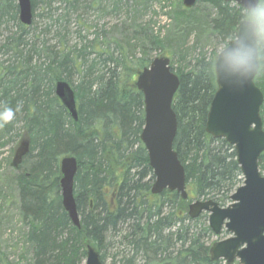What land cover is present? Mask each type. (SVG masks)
<instances>
[{"label":"trees","instance_id":"1","mask_svg":"<svg viewBox=\"0 0 264 264\" xmlns=\"http://www.w3.org/2000/svg\"><path fill=\"white\" fill-rule=\"evenodd\" d=\"M45 1L64 4L53 21L59 39L55 46L32 30L41 16L35 13L36 0H32L30 26L20 22L15 0H0V28L10 22L17 28L0 48L13 60L0 63V112L6 107L14 111L13 119L0 131L3 138L18 142L17 148L21 142L29 143L12 182L17 187L18 220L25 227L30 263L83 264L90 244L104 264L114 247L120 260L117 263L112 256L111 264H223V260L211 259L214 234L208 215L192 219L188 214L194 199H212L226 206L243 181L234 147L206 132L217 89L219 50L209 54L199 50L186 63L171 65L180 79L173 100L178 122L173 146L185 168L189 197L184 200L169 190L152 194L155 176L140 138L144 96L135 85L137 74L153 59L145 50L148 46L142 49V57L132 59L125 52L130 48L118 41L112 47L110 40L98 36L78 47L62 33L71 13L85 10L84 15L89 9H104L107 1L117 5L118 0ZM200 5L205 7L202 12H198ZM182 12L184 19L176 34L178 38L192 34L193 49L202 38H217L226 46L239 22L246 19L244 8L224 0H201ZM78 25L86 29L85 23ZM140 33L144 35L141 43L151 44L154 50L169 47L164 37L151 38L145 29ZM29 35L34 40L30 44ZM257 43L260 68L255 82L264 95V42L257 39ZM88 47L95 57L90 58ZM58 80L69 82L74 90L76 121L55 95ZM261 115L264 124V101ZM65 156H74L78 162L74 197L80 228L62 205L60 160ZM259 168L264 173V152ZM3 255L0 249V264H10Z\"/></svg>","mask_w":264,"mask_h":264},{"label":"water","instance_id":"2","mask_svg":"<svg viewBox=\"0 0 264 264\" xmlns=\"http://www.w3.org/2000/svg\"><path fill=\"white\" fill-rule=\"evenodd\" d=\"M19 20L25 26L33 23L32 0H15ZM190 9L201 0H181ZM234 2L246 11L258 5L259 0H224ZM237 48L252 52L245 68H234L228 55ZM170 58L157 56L137 75L135 85L144 96L145 124L140 138L149 158L155 180L152 194L164 190L176 191L186 200L185 168L174 149L177 134V115L173 109L174 96L180 86L178 75L172 71ZM259 51L254 26L242 19L234 38L221 49L215 58L217 89L213 95L206 119V132L214 138H223L234 147L243 184L230 196V203L221 206L212 199H197L189 205L192 219L208 213V225L215 235L226 230V239L215 241L210 247L211 259L225 260L228 264H264V174L259 158L264 152V125L261 107L264 96L256 85L259 71ZM55 95L73 120H78L75 93L64 80L55 83ZM29 151V143L21 142L15 150L11 165L17 168ZM78 162L74 156L60 160V189L62 205L74 226L80 228V216L74 197V179ZM84 264H104L100 253L92 245L86 247Z\"/></svg>","mask_w":264,"mask_h":264},{"label":"rangeland","instance_id":"3","mask_svg":"<svg viewBox=\"0 0 264 264\" xmlns=\"http://www.w3.org/2000/svg\"><path fill=\"white\" fill-rule=\"evenodd\" d=\"M46 2L45 0H36L37 9L35 13L41 14V16L35 19L32 30L34 29L33 31L40 39L48 40L50 45L55 46L59 39L58 27L53 21L63 12L64 4L60 1H51L49 5V2L47 4ZM104 6V9L101 10L89 9L84 15L85 10H78L77 13L70 14L69 22L62 27V33H67L70 44H77L78 47L84 44L89 45L90 41L99 36L100 39L110 40L112 47L115 45L114 42L118 41L126 48H130L129 50L125 49V52L128 56L133 57L132 59L142 57V49L148 46L145 50L149 57L167 56L171 60L170 65L174 68L186 63L199 50H204L209 54L212 50L220 51L223 47L220 39L202 38L196 44V49H193L196 40L192 34L178 38L176 32H179L178 26L184 19L182 12L184 6L180 0H118L117 5H114L112 1H107ZM200 7L202 8L198 12H202L205 8L204 5H200ZM49 11L50 14H48ZM78 23H85L86 29L80 28ZM141 29H145L151 38H160L161 36L168 39L169 47L165 46L166 48L164 51L161 50L163 52L161 54V51L154 50L148 42V44H142L144 35H141ZM16 30L17 28L12 22L0 28V48L6 38ZM87 51L91 52L90 58L95 57L92 53L93 49L88 47ZM12 61L10 53H4L0 50V63L8 64ZM17 146L18 142L3 138L0 131V191L3 195L0 198V206L3 207L4 205V209L0 210V249L4 254L3 258L7 259L10 264H31V254L24 241L25 227L18 220L17 187L15 182H12L16 169L11 165V162ZM227 237L226 232H223L221 236L213 235L210 238V243ZM117 252V247L112 248L109 253L107 252L105 264H111L113 257L118 263L120 255ZM122 254L127 253L122 252ZM235 262L237 263V260Z\"/></svg>","mask_w":264,"mask_h":264},{"label":"clouds","instance_id":"4","mask_svg":"<svg viewBox=\"0 0 264 264\" xmlns=\"http://www.w3.org/2000/svg\"><path fill=\"white\" fill-rule=\"evenodd\" d=\"M245 18L252 23L257 39L264 42V0H259L256 7L246 11ZM252 52L248 48H237L227 57L228 62L234 68H245L249 65ZM14 111L11 108H4L0 112V127L13 119Z\"/></svg>","mask_w":264,"mask_h":264},{"label":"bare ground","instance_id":"5","mask_svg":"<svg viewBox=\"0 0 264 264\" xmlns=\"http://www.w3.org/2000/svg\"><path fill=\"white\" fill-rule=\"evenodd\" d=\"M32 41H34V40L32 39ZM32 41H31L30 38H29V40H28V44H30ZM64 81H65V80H64ZM54 91H55V90H54Z\"/></svg>","mask_w":264,"mask_h":264}]
</instances>
